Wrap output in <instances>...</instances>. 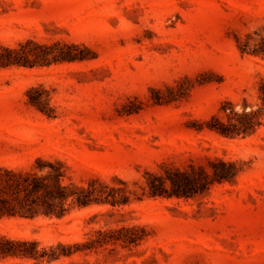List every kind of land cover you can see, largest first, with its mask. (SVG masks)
Listing matches in <instances>:
<instances>
[{
	"label": "rangeland",
	"instance_id": "rangeland-1",
	"mask_svg": "<svg viewBox=\"0 0 264 264\" xmlns=\"http://www.w3.org/2000/svg\"><path fill=\"white\" fill-rule=\"evenodd\" d=\"M26 40L83 45L89 59L0 68V165L58 160L72 182L97 180L129 203L4 217L0 236L49 248L136 226L137 245L40 264H264V120L234 138L206 126L226 121L222 106H261L264 0H0V46ZM30 88L53 117L27 102ZM220 161L238 170L229 182L192 198L147 196V173L211 175Z\"/></svg>",
	"mask_w": 264,
	"mask_h": 264
},
{
	"label": "trees",
	"instance_id": "trees-1",
	"mask_svg": "<svg viewBox=\"0 0 264 264\" xmlns=\"http://www.w3.org/2000/svg\"><path fill=\"white\" fill-rule=\"evenodd\" d=\"M84 46L55 41L51 44L26 40L17 47L0 46V68L43 67L52 64L84 62ZM36 92V95H34ZM27 102L53 117L42 91L30 88L26 92ZM261 106L254 111L226 113V121L213 115L206 124L225 138L247 136L262 125L264 120V83L259 86ZM28 169L10 168L0 165V219L19 218L33 220L37 217L61 219L73 209L93 204H108L112 207L127 205L128 196L121 189L109 188L97 180L87 186L78 185L70 179L65 165L58 160L37 158ZM211 175L204 171L169 172L165 176L147 173L146 188L149 198H192L206 192L214 183L229 182L238 174L234 163L219 162ZM213 167V166H212ZM139 227L121 228L113 231H97L95 237L85 243L61 244L39 248L34 240L10 239L0 236V260L8 258L31 259L40 264L51 263L61 257H70L76 252L93 250L106 244L121 242L125 247L137 245L143 239Z\"/></svg>",
	"mask_w": 264,
	"mask_h": 264
}]
</instances>
